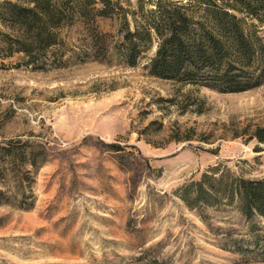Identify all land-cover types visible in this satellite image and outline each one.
I'll return each instance as SVG.
<instances>
[{
	"label": "rangeland",
	"instance_id": "rangeland-1",
	"mask_svg": "<svg viewBox=\"0 0 264 264\" xmlns=\"http://www.w3.org/2000/svg\"><path fill=\"white\" fill-rule=\"evenodd\" d=\"M15 60L0 64V147L18 148L0 149V264H264L231 246L248 226L238 211L188 209L174 194L217 162L264 174V143L245 140L264 124V83L221 93L149 76L143 59Z\"/></svg>",
	"mask_w": 264,
	"mask_h": 264
},
{
	"label": "trees",
	"instance_id": "trees-1",
	"mask_svg": "<svg viewBox=\"0 0 264 264\" xmlns=\"http://www.w3.org/2000/svg\"><path fill=\"white\" fill-rule=\"evenodd\" d=\"M263 24L264 0H0V64L14 55L15 66L34 70L90 61L133 67L143 59L149 76L242 92L264 83ZM246 132L245 140L264 143V124ZM13 144L0 149L12 156ZM28 164L35 167L33 157ZM174 194L188 209L234 208L248 226L231 246L264 253V174L245 178L217 162ZM7 198L0 189V203Z\"/></svg>",
	"mask_w": 264,
	"mask_h": 264
}]
</instances>
